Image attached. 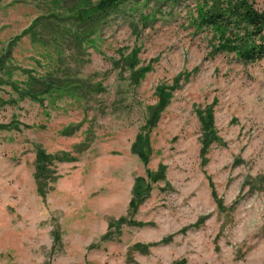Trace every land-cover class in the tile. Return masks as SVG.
<instances>
[{
	"label": "rangeland",
	"instance_id": "rangeland-1",
	"mask_svg": "<svg viewBox=\"0 0 264 264\" xmlns=\"http://www.w3.org/2000/svg\"><path fill=\"white\" fill-rule=\"evenodd\" d=\"M202 1L0 0V264H264V58L211 54Z\"/></svg>",
	"mask_w": 264,
	"mask_h": 264
},
{
	"label": "trees",
	"instance_id": "trees-1",
	"mask_svg": "<svg viewBox=\"0 0 264 264\" xmlns=\"http://www.w3.org/2000/svg\"><path fill=\"white\" fill-rule=\"evenodd\" d=\"M125 1L128 0H99L95 6L78 11L76 18L82 21L88 20L91 18V14H105L106 11L117 7ZM196 13L197 17L195 21L198 27L210 28L212 37H214V42L210 43L211 54L232 53L245 63L256 62L264 58V8L257 10L254 6V0H203L197 5ZM148 69L150 68L148 67ZM177 84L178 79L175 80L172 87L159 86L156 89L158 102L151 116H149L150 118L147 122L148 128L154 125L158 118V113L168 104L167 102ZM33 97L36 96L34 95ZM212 121L211 114L206 118L201 117L202 127L204 128V148L212 140H217L211 127ZM131 151L142 162L147 163L148 154L150 153L148 135L138 134L131 146ZM47 158L48 156L43 151L37 152L35 159L38 163L37 169L43 168L45 164L50 163V160ZM162 174L163 169H160L156 173V176L160 178ZM150 175L154 176L155 174ZM144 180L143 178L135 180L131 193L132 198L128 206L131 209H134L140 203L144 197V193L147 191L148 184ZM39 191L41 192V190Z\"/></svg>",
	"mask_w": 264,
	"mask_h": 264
}]
</instances>
